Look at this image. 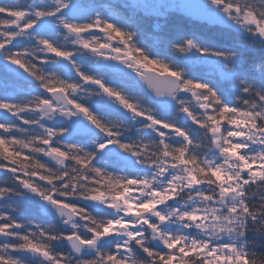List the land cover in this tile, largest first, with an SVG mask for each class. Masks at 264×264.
<instances>
[{
  "label": "snow or ice",
  "instance_id": "1",
  "mask_svg": "<svg viewBox=\"0 0 264 264\" xmlns=\"http://www.w3.org/2000/svg\"><path fill=\"white\" fill-rule=\"evenodd\" d=\"M0 264H264V0H0Z\"/></svg>",
  "mask_w": 264,
  "mask_h": 264
},
{
  "label": "trees",
  "instance_id": "2",
  "mask_svg": "<svg viewBox=\"0 0 264 264\" xmlns=\"http://www.w3.org/2000/svg\"><path fill=\"white\" fill-rule=\"evenodd\" d=\"M162 22V21H161Z\"/></svg>",
  "mask_w": 264,
  "mask_h": 264
}]
</instances>
